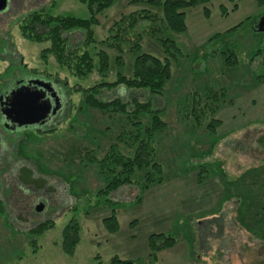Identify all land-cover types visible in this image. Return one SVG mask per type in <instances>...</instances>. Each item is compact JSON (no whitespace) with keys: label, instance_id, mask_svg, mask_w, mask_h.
Listing matches in <instances>:
<instances>
[{"label":"rangeland","instance_id":"1","mask_svg":"<svg viewBox=\"0 0 264 264\" xmlns=\"http://www.w3.org/2000/svg\"><path fill=\"white\" fill-rule=\"evenodd\" d=\"M43 6L53 14L89 17L79 0H8L0 11V98L22 77H43L30 71L45 70L42 73L56 80L60 90L77 83L52 56L46 64L41 61L40 51L47 44L20 34L23 15ZM156 9L149 0H116L98 14L95 37L104 39L122 16ZM185 12L187 30L180 33L158 31V19L138 20L120 42L123 51L116 56L122 62H114L110 71L109 79L114 71L129 73L134 56L142 52L169 57L172 77L161 94L120 86L100 95L103 100L136 97L163 108L160 115L167 127L155 141L157 160L169 178L142 193L140 202H134L137 185L98 196L104 179L97 165L86 160V155L102 157L107 152L127 126L123 117L111 118L109 112L88 107L73 91L66 93L64 112L49 123L54 126L47 130L54 129L48 133L37 132V125L6 130L0 116V200L5 209L0 212V264H106L117 253L148 264L147 239L158 232L171 233L178 242L159 252L152 264H264V141L259 142L264 135V0H212ZM64 36L71 48L82 44L80 30ZM136 36L141 37L140 48L132 52ZM160 36L173 39L181 53L172 57L173 50L161 45ZM231 50L237 63L228 55ZM107 51L113 58L114 52ZM100 78L95 71L80 83L88 87ZM206 87L224 88L228 100L216 115L221 125L212 135L204 127L189 129L179 111L189 93ZM78 148L95 152L82 157ZM200 163L213 164L217 174L198 183L194 168ZM218 164L223 174L215 170ZM23 166L32 167L35 178L44 182L23 184L18 178ZM256 196L258 201L252 203ZM106 199L116 205L106 204ZM38 203L43 204L40 212L35 210ZM112 206L119 230L108 233L102 219ZM73 217L80 222L81 239L68 256L61 250V233ZM47 219L54 220V226L31 245L25 231Z\"/></svg>","mask_w":264,"mask_h":264},{"label":"trees","instance_id":"2","mask_svg":"<svg viewBox=\"0 0 264 264\" xmlns=\"http://www.w3.org/2000/svg\"><path fill=\"white\" fill-rule=\"evenodd\" d=\"M79 1L86 5L89 12L88 18L53 14L47 6H43L23 15L18 25L20 34L24 39L47 44L40 51L41 61L46 64L47 57L52 56L60 68L65 69L77 80V83L72 86L73 89L70 85H67L66 89L68 91L66 89L65 91L60 90L55 82L56 80H51L46 73H42L45 70L39 73H37L38 71L30 72L34 75L43 76L42 78L35 77V79L54 83L56 89L62 93L64 104L66 103V93L68 94L70 91L78 92L82 95L83 102L88 107L102 113L109 112L111 118L123 117L127 128L125 127L117 133L114 142L110 143L107 152L102 157L95 154L86 155L90 152L94 153L95 149L78 148L76 150L82 157L86 155L87 161L97 165V172L104 179V186L97 191L98 196L105 195L107 197L111 192L124 185H137L140 192L134 202L138 203L142 198V193L169 178L168 175L163 174V166L157 160L158 149L155 141L156 134L164 132L167 127V122L160 115L163 108H153L150 101L140 100L136 97L128 98V100L119 97L103 100L100 95L104 90H112L120 86L128 90H147L150 93L161 94L172 77V61L169 57L160 58L147 52L138 53L134 56L132 70L129 73L114 71L113 78L109 79L114 62H122L121 59L117 60V57L120 56H116V53L123 51L120 42L126 40V30L134 27L140 19H158L160 21V26L156 27L158 31L164 28L176 33L184 32L187 30L185 11L199 4L205 5L212 0H149L157 7L155 11H136L122 16L120 19L113 21L108 29V35L104 39L95 37L94 27L99 22L97 16L100 12L112 6L116 0ZM204 11L207 12L208 9L204 8ZM238 25L226 32L236 29ZM73 30L83 32L82 44L75 48L68 45V39L64 36V33ZM140 38V36L135 37V42L133 46L129 47V50L133 52L134 49L138 50L140 48ZM158 40L161 45L173 50L170 52L172 57H176L181 53L173 39L160 36ZM107 50L114 52L113 58L110 57ZM228 55L232 58L233 63H237V54L233 50L229 51ZM95 71L101 77L100 80L91 86H82L80 81H85ZM262 77L264 78V75ZM259 82H263V79H259ZM62 89L64 88L62 87ZM226 95L224 88L215 87H206L189 93L186 96L187 100L183 101L185 104L179 108L182 118L186 119L189 124V129L204 127L208 135L215 134L217 127L221 125V120L216 115L220 108L227 103ZM146 113L149 114L148 117L145 116ZM55 122L56 120L53 123ZM51 126L53 127L54 124H37L36 130L41 134L48 133L54 129L47 130ZM262 141H264V135L259 139V142ZM120 145H123L124 148L122 149ZM213 167V164H198L194 168L197 171V182L201 183L205 178L216 175L217 173L213 171ZM215 170L223 174L221 164H218ZM18 178L23 184L35 185L39 181L44 182L43 178H35V170L30 166L21 167ZM230 186V184H225V189H230ZM240 186H242L241 182ZM253 186L254 184H251V187ZM239 189L242 190V188ZM249 198L252 197L249 196ZM106 201V204L116 205L109 199H106ZM257 201L258 197L256 196L251 202L256 203ZM113 206L110 208V214L102 219V224L108 233L119 230L117 211ZM4 211V203L0 200V212L3 213ZM252 215L255 217L257 214L252 212ZM53 226L54 220L52 219L41 221L27 229L25 236L32 245L37 238ZM80 239L81 225L73 217L62 229L61 250L63 253L72 256ZM177 242L178 238L171 233H151L147 239L148 264H152L157 260L159 252L174 247ZM106 264L141 263L134 258H123L115 254L108 259Z\"/></svg>","mask_w":264,"mask_h":264},{"label":"water","instance_id":"3","mask_svg":"<svg viewBox=\"0 0 264 264\" xmlns=\"http://www.w3.org/2000/svg\"><path fill=\"white\" fill-rule=\"evenodd\" d=\"M8 0H0V11L6 9ZM264 25V16L260 23ZM29 85H34L37 88H30V86H20L12 91L4 98H0L1 114L6 120H10L20 127H28L37 124H43L49 113L50 105L44 99L42 90L50 88L49 83L40 79H33L28 81ZM57 107L53 109L55 113L59 99L55 98ZM35 210L40 212L43 210V204L38 203Z\"/></svg>","mask_w":264,"mask_h":264},{"label":"flooded vegetation","instance_id":"4","mask_svg":"<svg viewBox=\"0 0 264 264\" xmlns=\"http://www.w3.org/2000/svg\"><path fill=\"white\" fill-rule=\"evenodd\" d=\"M7 5H8V1H7ZM33 79H35V77H22L16 81V84H14V86L17 88L20 86H30V88H37L33 84L32 85L28 84V81ZM47 83H49L50 88L48 90H42V91L45 94L44 99L47 101V103L50 105L51 108H50V113L44 123L54 122L57 118H59L62 115L65 108V104L62 99V93L56 89V85L54 83L52 82H47ZM14 86L13 88L11 87L12 90L15 88ZM8 95L9 94L2 97L3 100ZM55 98L59 99V104L56 112L54 113L53 109L57 107ZM1 107L2 106L0 105V116L6 130L17 131L18 129L27 128V127H20L17 124L13 123L12 121L6 120L5 117L1 114Z\"/></svg>","mask_w":264,"mask_h":264},{"label":"crops","instance_id":"5","mask_svg":"<svg viewBox=\"0 0 264 264\" xmlns=\"http://www.w3.org/2000/svg\"><path fill=\"white\" fill-rule=\"evenodd\" d=\"M118 254V253H117ZM120 257H123V258H130V256L128 257V256H126V255H120V254H118Z\"/></svg>","mask_w":264,"mask_h":264}]
</instances>
